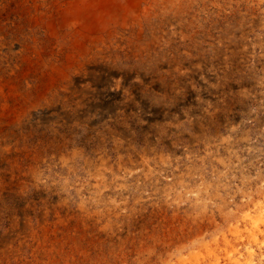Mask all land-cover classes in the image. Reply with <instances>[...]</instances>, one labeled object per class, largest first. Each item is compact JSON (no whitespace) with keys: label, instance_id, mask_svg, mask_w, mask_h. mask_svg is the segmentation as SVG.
I'll return each instance as SVG.
<instances>
[{"label":"bare ground","instance_id":"obj_1","mask_svg":"<svg viewBox=\"0 0 264 264\" xmlns=\"http://www.w3.org/2000/svg\"><path fill=\"white\" fill-rule=\"evenodd\" d=\"M263 93L264 0H0V264H264Z\"/></svg>","mask_w":264,"mask_h":264},{"label":"rangeland","instance_id":"obj_2","mask_svg":"<svg viewBox=\"0 0 264 264\" xmlns=\"http://www.w3.org/2000/svg\"><path fill=\"white\" fill-rule=\"evenodd\" d=\"M246 98L245 97L236 98V99H238L239 102L244 103V105L247 106V111L242 115L243 116L242 118L245 121H248L249 118L256 117L258 115V117L263 118V121H264V93L261 95V99H258V100L251 99L247 96H246ZM252 107H254V108H252ZM258 109H262L261 114L255 113ZM252 125L255 127L254 124H252ZM137 131H138V134L141 135V131L139 129ZM213 132L214 131L212 128L209 129V136L211 138H213V135H214ZM225 133H226L225 131L224 132L221 131L220 135L217 138H215V140H218V139L221 140L222 138H227L228 135H227V133L226 134ZM259 137H260V135L255 136V138H253V142H252L253 144L257 145L258 150L254 149V148H252L251 150H249V149L245 150V147L239 142V139L237 137H235V136L231 137L234 140V142L239 145V149H240L239 152L241 154L242 164H243L242 168H244L243 173H241V170L239 168H236L233 172V176L228 178L230 180L231 187L233 189H237V188L252 189L258 183L257 179H256L257 174L263 173V175H264V139L260 140V141H256L257 140L256 138H259ZM212 144H213V146L211 148L212 152H218V153L221 152L220 154L223 155L224 158L226 157L225 160H227L228 155H227L225 148L223 146L217 147L216 146L217 144H214V143H212ZM197 150H198V152H200L202 154V156L204 155L205 148L202 144L200 146H198ZM242 175L247 176L249 179L243 180ZM215 179L213 180L214 182L211 183V184H213V186L218 181L219 177H215Z\"/></svg>","mask_w":264,"mask_h":264}]
</instances>
